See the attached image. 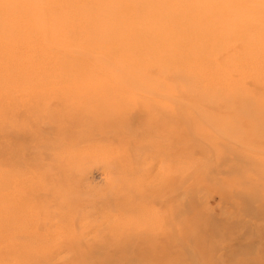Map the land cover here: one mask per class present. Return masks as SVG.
<instances>
[{
    "label": "bare ground",
    "instance_id": "6f19581e",
    "mask_svg": "<svg viewBox=\"0 0 264 264\" xmlns=\"http://www.w3.org/2000/svg\"><path fill=\"white\" fill-rule=\"evenodd\" d=\"M240 62H248L257 70H242L240 75L217 71L221 64L226 68ZM147 69L156 70L159 77L150 78ZM231 75L259 77L264 81V0H0V117L6 124L0 128V136L4 146L7 138L23 141L26 129L31 132L30 126L12 116L18 111V117L20 111L29 115L37 111L51 113L56 103L43 102L42 98L62 94V103L57 102V106L72 114L79 112L81 118L62 124L58 120L46 121L45 125H59L60 133L53 142L41 147L42 151L50 150L51 164L61 171L68 160L82 158L80 147L95 148L96 137L121 145L123 136L118 133H122L125 117L134 109L166 114L168 119L159 116L152 125L170 133L175 126L173 113L188 110L177 98L193 91L204 93L205 83H212L217 91ZM168 76L178 78L180 84L168 83ZM30 94L35 96L33 102L26 101L28 97L18 100ZM135 96L157 101L119 102ZM240 108L250 109L243 105ZM139 117L138 120L142 115ZM60 125L65 126L64 130L75 125L69 138L61 136ZM32 140L36 141L35 136ZM139 142L143 145L145 141ZM164 142L173 146L170 137ZM99 149L110 150L101 144ZM1 171L0 229L15 230L9 239L22 240L20 245L26 254L49 257L66 252L69 256H86L99 254L100 245H113L110 252L132 257H171L175 252L174 204L179 187H173L172 180L158 189L145 183L150 171L115 164L105 176L120 184L107 190L105 200L112 199L117 205L121 202L125 210L126 206L134 209L131 213L138 219L136 228L115 234L105 229L100 245L84 243L88 233L83 232L82 238L79 236L67 247H55L52 239L59 231L55 230L56 236L49 239L32 234L28 223L35 213L26 210L25 204L27 200L39 204L38 196L48 191L76 201L78 191L65 190L60 185L51 191L45 183L49 177L47 168L38 178L21 171L7 176L5 168ZM137 173L140 181L128 186ZM13 205L22 213L27 212V216H10ZM159 211L166 213L168 230L155 222ZM99 228L93 226L94 231Z\"/></svg>",
    "mask_w": 264,
    "mask_h": 264
},
{
    "label": "rangeland",
    "instance_id": "374dc122",
    "mask_svg": "<svg viewBox=\"0 0 264 264\" xmlns=\"http://www.w3.org/2000/svg\"><path fill=\"white\" fill-rule=\"evenodd\" d=\"M240 63L237 66L227 65L226 68L221 64L222 67L217 68V71L240 75L242 70H257L248 62ZM146 71L150 78L159 77L156 70ZM166 81L180 84L178 78L173 76H168ZM205 84L204 93L193 91L185 97L177 98L188 110L173 113L175 121L172 123L175 126L170 133L152 125L159 116L167 118L166 114L158 110L149 113L144 109H134L125 117L124 130L118 133L123 136L121 138L124 143L120 145L96 137L93 143L95 148L80 147L82 158L68 160L62 171L51 164L50 150H41L43 144H50L58 137L56 134L60 133L59 125H45L46 121L58 120L62 124L71 118H81L79 112L72 114L57 106V102L62 103V94L54 98H42L43 102L56 103L54 109L51 107V113L37 111L29 115L28 112L20 111L19 117V111L13 113L14 120L30 126L31 132L29 128L26 129L23 141L12 142V139L7 138L4 146V139L0 136V173L1 168H5L7 176L21 171L37 177L47 168L49 177L45 183L51 191L57 185L65 190L70 188L78 191L79 198L76 201L65 199L64 194L56 195L48 191L38 196L39 204H31L29 200L25 204L26 210L35 213L28 223L31 224L32 234L49 239L59 231V235L52 239L54 246L67 247L78 240L83 232L88 233L84 243L87 241V245H100L106 235L105 229L115 234L136 228L134 224L138 219L131 213L134 209L130 210L126 206L125 210L124 205L120 206L121 202L117 205L112 199L105 200L108 197V193L105 194L107 190L120 184L106 177L115 164L126 169L137 167L139 170L150 171L145 183L158 189L167 180H172L173 187L176 185L179 188L174 204L176 248L171 257L114 254L110 252L113 245H100L99 254L86 256H69L66 252L49 257L30 255L22 250V240L9 239L16 231L8 228L5 232L0 229V264H264V81L259 77L238 78L231 75L223 83L225 86L217 91L212 83ZM190 87L194 89L193 83ZM24 98L31 102L35 100L33 94L18 97V100L24 101ZM126 99L131 100L123 98L119 102L157 101V98L147 99L142 96ZM242 105L250 109L242 110ZM139 115H142L140 120ZM0 118L1 128L6 124ZM64 127L60 125L61 136L69 138L75 125L73 129L64 130ZM34 136L36 141L32 140ZM168 137L173 139L172 147L164 144ZM135 140L138 143L141 140L145 142L143 145L137 143L129 146ZM109 142L112 145H108ZM100 144L109 146L110 150L99 149ZM103 159L108 162H101ZM116 160L119 163H115ZM136 181H140L138 173L134 180H129L128 186L135 185ZM154 208L160 210L158 206ZM9 215L14 218L22 215L25 218L27 212L22 213L13 205ZM155 222L169 229L166 213L159 211ZM95 225L100 227L97 231L93 229ZM49 245L52 242L46 244Z\"/></svg>",
    "mask_w": 264,
    "mask_h": 264
}]
</instances>
